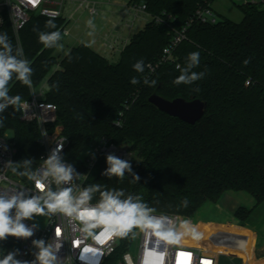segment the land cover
Here are the masks:
<instances>
[{
    "label": "trees",
    "instance_id": "trees-1",
    "mask_svg": "<svg viewBox=\"0 0 264 264\" xmlns=\"http://www.w3.org/2000/svg\"><path fill=\"white\" fill-rule=\"evenodd\" d=\"M215 1L130 0L134 6L145 4L151 20L131 35L116 62L86 43L73 46L59 59L55 52L61 28L68 24L65 16L32 15L19 37L10 23L0 28L9 54L27 61L32 70L30 86L16 73L6 85L7 97H20L19 105L0 100L7 105L0 111V135L13 134L17 177L27 182L41 162L38 124L20 119V105L32 97V87L46 81L44 100L58 107L57 122L50 126L60 124L69 140L60 160L68 162L66 167L71 166L75 176L87 174L84 188H95L91 202L98 203L103 192L122 191L121 199L131 196L147 210L194 217L226 191H244L256 200L253 208L240 206L234 212L245 226L264 201V3L240 5V22L194 21L173 57L163 60V49L175 32L200 7ZM50 19L55 27L47 26ZM52 32H59L60 39L45 47L39 36ZM192 52L200 54V63L191 71L203 73V78L174 84ZM140 60L142 73L133 68ZM155 64L152 70L150 65ZM133 77L139 82L133 84ZM154 93L168 99H200L206 104L205 113L195 124L187 123L152 104L149 97ZM102 137L127 145L135 154L123 177L106 174L104 154L88 169L84 153Z\"/></svg>",
    "mask_w": 264,
    "mask_h": 264
},
{
    "label": "built area",
    "instance_id": "built-area-1",
    "mask_svg": "<svg viewBox=\"0 0 264 264\" xmlns=\"http://www.w3.org/2000/svg\"><path fill=\"white\" fill-rule=\"evenodd\" d=\"M67 1L75 5L74 12L68 16H65L66 0H0V28L10 23L19 37L20 30L35 14L52 18L65 16L69 23L75 13L83 7L88 9L91 16L98 13L99 9L92 0ZM243 1L261 3L258 0ZM134 8L146 12L145 4L135 5ZM196 20L216 23L218 18L212 6L200 7L187 20L186 25L175 32L171 42L163 49V60L173 57V51L187 38L188 27ZM66 26L61 28L62 35L70 34ZM157 66L158 64L150 65V68L154 70ZM246 84H250V81ZM44 95L43 91L38 94L32 87V97L22 101L20 105V119L37 122L40 130L38 141L43 148L41 162L29 174L27 182L20 180L13 169L17 148L10 133L0 135V196L35 198L44 208L43 215L33 214L31 218L22 220V223L32 230L31 237L8 236L0 241V258L9 252H17L16 259L28 264H38V242L42 241L45 246H51L56 257L54 264H218L217 251L198 248L196 246L200 244L192 241L188 243L181 239V227L184 223L194 224V219L178 213L148 210V219L143 225L121 236L114 234L113 226L108 221H89L86 226L74 215L68 216L59 211L49 212L44 203L48 194L71 188L73 197L78 198L85 190L84 181L87 174L80 177L72 174L70 181L57 183L56 177L49 172L47 160L58 146H62L57 151L60 159L69 140L60 124L51 128L50 125L57 122L58 107L53 102L45 101ZM95 144L93 153L85 157L88 169L93 168L100 154L106 157L113 155L129 163L130 152L124 145L115 144L105 137L97 139ZM60 162L65 167L68 165L65 160ZM98 203L89 201L88 206L94 207Z\"/></svg>",
    "mask_w": 264,
    "mask_h": 264
},
{
    "label": "clouds",
    "instance_id": "clouds-1",
    "mask_svg": "<svg viewBox=\"0 0 264 264\" xmlns=\"http://www.w3.org/2000/svg\"><path fill=\"white\" fill-rule=\"evenodd\" d=\"M91 23V22H89ZM47 26L55 27V24L50 19L47 21ZM40 42L45 47H51L57 40L60 39L59 32H52L50 34L41 33L39 36ZM6 36H0V45H3L4 51H0V100L9 99L7 97L6 85L12 78V74L16 73L17 79L26 85H31L29 76L31 68L28 62L18 60L15 56L10 55V46L5 42ZM187 67L181 74L173 81L174 84H192L195 81L203 78V73L191 71L193 68L199 66L200 54L192 52L188 55ZM247 63V61H245ZM133 68L137 72L144 71L143 60L137 61ZM133 84L138 83L136 77L132 78ZM148 82L147 80L145 81ZM155 84V81H151ZM9 102L14 105L20 104V97H13ZM7 105L0 103V111H3ZM53 151L50 158L47 160L49 172L56 177L57 183L68 182L72 179L73 169L71 166L65 167L57 155V151ZM107 164L109 167L106 174L123 177L126 169L130 170V165L113 155L107 156ZM48 173H45L47 175ZM95 188L83 190L79 197H73L72 189L66 188L56 193H49L48 199L45 200V205L49 212H61L68 216H75L76 219L82 221L87 226L89 221L104 220L110 222L113 226V232L117 235H126L133 226H141L148 219V210L146 206L134 200L129 196L126 199H121L123 192H103L101 193V200L94 206H88L91 200V193ZM13 210L14 215H13ZM33 214H44V208L41 207L38 199L35 198H21L20 196L3 197L0 196V241L6 239L8 236L17 238H29L33 235L32 230L27 227L22 220L31 218ZM40 249L37 255L38 264H54L56 257L53 254L51 246H45L44 243L38 242ZM17 252H9L0 258V264H28V262L16 259Z\"/></svg>",
    "mask_w": 264,
    "mask_h": 264
},
{
    "label": "rangeland",
    "instance_id": "rangeland-1",
    "mask_svg": "<svg viewBox=\"0 0 264 264\" xmlns=\"http://www.w3.org/2000/svg\"><path fill=\"white\" fill-rule=\"evenodd\" d=\"M242 4H244L243 0H216L212 8L218 20L229 18L240 22L243 19V12L240 9V5ZM111 6L113 7L111 11H104L107 8L103 9L97 5L99 10L94 16H91L86 8L76 12L73 20L66 26L70 34L61 36V43L55 55L61 59L73 46L79 43L90 42L88 36H91L95 29H98L103 38L108 37L111 42L116 43L117 50L114 52V49L111 50L110 60L113 62L118 61L125 42L122 34L126 32L127 26H132L133 32H137L151 20V15L147 12L137 11L135 8H131L130 12L123 14L121 8L114 5ZM74 8L75 5L66 0L65 16L74 12ZM136 13L138 16L134 19ZM105 20H111V23L103 30L102 25ZM126 41H129V39ZM57 68L58 66H55L53 70ZM47 90L48 84L46 81L35 88V92L38 94L41 91L45 94ZM9 133L13 137L12 132ZM95 145V143L92 144L85 151L84 155L92 154ZM124 146L128 149L127 145ZM128 151L130 152V159L128 161L131 162L134 160L135 154L129 149ZM232 194L236 197L230 199L228 195H224L220 200L219 206L213 202H208L194 217H189L194 219V224L189 225L184 223L180 230V237L188 243L190 241H199L200 245L196 246L198 248L217 251L218 264H264V251L260 248V246L264 245V201L254 209L251 217L245 224V227L257 231L259 240L256 242L254 238L246 235L247 232H244L246 229L233 216V211L237 207L245 206L252 208L255 206L256 201L252 195L244 191ZM255 243L257 250L252 253Z\"/></svg>",
    "mask_w": 264,
    "mask_h": 264
},
{
    "label": "crops",
    "instance_id": "crops-1",
    "mask_svg": "<svg viewBox=\"0 0 264 264\" xmlns=\"http://www.w3.org/2000/svg\"><path fill=\"white\" fill-rule=\"evenodd\" d=\"M93 2H95L96 3V5H99L100 7H102L103 9L104 8H107L106 10L104 9V11H111V8H113L111 5H114V6H116V7H118V8H121L122 10H123V14H127V12H130L129 10L131 9V8H134V5H132L131 3H130V0H92ZM258 1H261L262 3H264V0H258ZM212 6H213V4H212ZM83 8H85V7H83ZM83 8H81V9H83ZM80 9V10H81ZM87 9V8H86ZM78 12V11H77ZM72 13V12H71ZM136 16H138V14L136 13L135 14V16H134V19L136 18ZM73 20V19H72ZM71 22V21H70ZM109 23H111V20H105L104 22H103V30H104V28H106L107 26H108V24ZM119 24V23H118ZM132 26H127V29H126V32L124 33L123 32V34H122V36H124V47H125V45L129 42V41H126L127 39H129L130 40V37H131V35L133 34V33H135V32H133V30H132V28H131ZM88 40H90V42L88 41L86 44H88V45H90L93 49H95L96 51H98L100 54H102V55H104L105 57H107L109 60H110V58H111V50H113V52L114 51H116L117 49V47H116V43H113V42H111L110 40H109V38L107 37V38H103L102 37V34H101V32L100 31H98V29H95V31L91 34V36H88ZM124 47L122 48V50L124 49ZM110 50H109V49ZM121 50V51H122ZM111 61V60H110ZM234 192H240V191H233V190H228V191H226L223 195H222V197L220 198V200L224 197V195H228V198H234V197H236V196H234L232 193H234ZM229 193H231V194H229ZM247 193V192H246ZM249 194V193H248ZM232 195V196H231ZM253 197V196H252ZM254 198V197H253ZM255 199V198H254ZM220 200L217 202V203H215V204H217L218 206L220 205L219 203H220ZM256 201V200H255ZM256 205V204H255ZM238 208V207H237ZM236 208V209H237ZM253 208V207H252ZM236 209H234V211H233V213L235 212V210ZM234 216V215H233ZM235 218V217H234ZM244 227V229H246V230H244V232H247L246 233V235L248 236V237H250V238H254L255 239V241L257 242V240H259V236H258V233H257V231H255V230H253L252 228H248V227H245V226H243ZM193 243H195V244H199V241H192ZM260 248L264 251V245H262V246H260ZM257 249H256V243L253 245V250H252V253H254L255 251H256ZM264 256V255H263Z\"/></svg>",
    "mask_w": 264,
    "mask_h": 264
},
{
    "label": "water",
    "instance_id": "water-1",
    "mask_svg": "<svg viewBox=\"0 0 264 264\" xmlns=\"http://www.w3.org/2000/svg\"><path fill=\"white\" fill-rule=\"evenodd\" d=\"M149 101L161 111L190 124H195L200 120L206 108L205 102L200 99L189 100L183 97L168 99L157 93L152 94Z\"/></svg>",
    "mask_w": 264,
    "mask_h": 264
},
{
    "label": "snow or ice",
    "instance_id": "snow-or-ice-1",
    "mask_svg": "<svg viewBox=\"0 0 264 264\" xmlns=\"http://www.w3.org/2000/svg\"><path fill=\"white\" fill-rule=\"evenodd\" d=\"M181 255H184V254H181ZM206 264H208V262H206Z\"/></svg>",
    "mask_w": 264,
    "mask_h": 264
}]
</instances>
